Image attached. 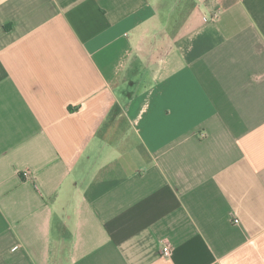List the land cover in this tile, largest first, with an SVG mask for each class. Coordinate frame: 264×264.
<instances>
[{"label":"crops","instance_id":"obj_1","mask_svg":"<svg viewBox=\"0 0 264 264\" xmlns=\"http://www.w3.org/2000/svg\"><path fill=\"white\" fill-rule=\"evenodd\" d=\"M0 264H264V0H0Z\"/></svg>","mask_w":264,"mask_h":264},{"label":"built area","instance_id":"obj_2","mask_svg":"<svg viewBox=\"0 0 264 264\" xmlns=\"http://www.w3.org/2000/svg\"><path fill=\"white\" fill-rule=\"evenodd\" d=\"M24 175H30V172H28V171H25L24 172ZM162 254L163 255H166V256H168V255H170L171 254V249H170V247H165L164 249H163V251H162Z\"/></svg>","mask_w":264,"mask_h":264},{"label":"rangeland","instance_id":"obj_3","mask_svg":"<svg viewBox=\"0 0 264 264\" xmlns=\"http://www.w3.org/2000/svg\"><path fill=\"white\" fill-rule=\"evenodd\" d=\"M176 1H178V0H176Z\"/></svg>","mask_w":264,"mask_h":264}]
</instances>
